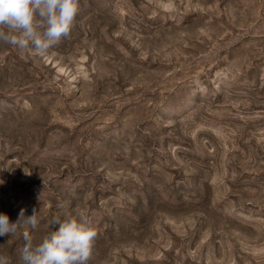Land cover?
<instances>
[{"label": "rangeland", "instance_id": "374dc122", "mask_svg": "<svg viewBox=\"0 0 264 264\" xmlns=\"http://www.w3.org/2000/svg\"><path fill=\"white\" fill-rule=\"evenodd\" d=\"M21 209L9 264L81 215L89 264H264V0H79L46 55L0 43V214Z\"/></svg>", "mask_w": 264, "mask_h": 264}, {"label": "clouds", "instance_id": "9594fccd", "mask_svg": "<svg viewBox=\"0 0 264 264\" xmlns=\"http://www.w3.org/2000/svg\"><path fill=\"white\" fill-rule=\"evenodd\" d=\"M78 10L79 0H0V43L44 56L70 34ZM23 217L24 209L16 222L0 214V236L15 235ZM39 222L34 210L27 223L35 230ZM55 225L57 231L51 230L35 244L24 233L22 264H89L97 235L91 223L83 215L63 221L53 216L48 227ZM0 264H9L8 258L0 255Z\"/></svg>", "mask_w": 264, "mask_h": 264}]
</instances>
